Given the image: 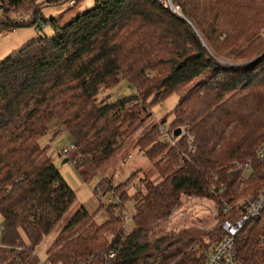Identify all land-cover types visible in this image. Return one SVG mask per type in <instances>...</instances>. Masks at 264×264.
<instances>
[{"label":"trees","instance_id":"1","mask_svg":"<svg viewBox=\"0 0 264 264\" xmlns=\"http://www.w3.org/2000/svg\"><path fill=\"white\" fill-rule=\"evenodd\" d=\"M174 1L183 19L155 0H93L62 26L49 20L50 37L0 62V264H104L101 254L108 249L115 250L108 264H200L203 251L193 247L202 235L197 228L153 241L150 232L181 196L230 203L258 194L264 182V153L256 157L264 148V32L235 51L230 63L219 56L261 22L264 8H251L249 23L241 8L253 0ZM40 9L36 0H0V32L34 24ZM28 13L31 19L22 23L9 20ZM209 21L234 29L239 21L236 36L212 38L205 32ZM206 74L170 111L168 131L184 133L171 147L156 137L154 125L134 143L159 181L142 180L140 189L125 195L133 204L132 229L119 231L121 204L105 207L102 225L79 206L37 259L35 249L75 200L40 139L51 129L52 137L65 131L73 149L60 159L87 182L148 115L147 105ZM121 81L133 94L114 102L97 98ZM233 162L249 164V170H231ZM247 172L245 188L231 196ZM263 234L259 222L240 230L234 240L239 264H264V247L258 246Z\"/></svg>","mask_w":264,"mask_h":264},{"label":"rangeland","instance_id":"2","mask_svg":"<svg viewBox=\"0 0 264 264\" xmlns=\"http://www.w3.org/2000/svg\"><path fill=\"white\" fill-rule=\"evenodd\" d=\"M36 1L38 3H42L44 0ZM246 1L247 0H242V2L245 3ZM92 5L93 0H78L77 3L71 7H65L64 5L59 4H49L47 7L42 6L38 14V19L36 18L37 20L34 24L15 28L11 31L0 32V62L10 53L17 51L31 41L43 37H50L52 35V28L49 20L52 19L57 25L62 26L72 17L84 13L86 10L90 9ZM255 6L258 11H262L264 8V0L249 1L244 7L241 8V10L246 11L244 18L247 19L249 23L253 21L251 8ZM42 18L46 22H43L41 20ZM223 20L224 21L222 23L227 20L226 17H224ZM259 21L261 22L248 29L245 33L246 35L241 37V39L235 43V45L231 48V52L228 53V51H220L219 58L224 64L230 63V61H232L231 57L233 53L235 51H239L241 46H245L253 38L263 34L264 14L263 17L259 19ZM237 22V27L234 29L232 27H218L209 21L205 32L208 34L211 33L212 38H216L218 41H223L227 39V36H236L239 21ZM39 23H41L42 29L37 27ZM205 76H207V74L200 76L188 84L178 94H171L161 102L152 106L147 105L146 109L148 115L146 117H143L142 115L141 121L135 123V129H133L123 139L114 154L87 182H84L79 178L78 174L69 165V163H63V159H58L57 156H55V151L63 148L66 149L71 144V138L65 131L58 132L55 137H52L50 133H52L54 129H51L49 133L40 139L41 145L48 146L47 155L52 159L59 174L73 191L75 200L74 203L63 214L53 230L44 239H42L41 243L35 249V253L38 257L37 259L42 260L43 250L49 245L59 229L66 223V221L79 206L83 207L89 213L91 222H93L95 225H102L107 222L108 219L105 207L111 204H121L117 216L119 218L118 220L120 221L119 231L121 234L125 235L132 229V221L130 220V216L133 212V204L128 200L127 197H125V195L127 194L128 196H131L135 189H140L142 180L153 183L159 181V177L156 173V170L153 168L152 163H150L144 156L141 155V153L137 151V148L134 147V143L145 130H148L153 125L156 127V134L158 135L156 137H159V127L161 125L159 122L163 118H165V121L162 124V127H164L165 131H168V125L170 124L171 119L170 111L172 108L186 94L199 85ZM131 94H133V90L128 87L124 81H121L113 88L106 90L102 89L98 93L97 98L102 99L107 97L106 99L108 102H114L119 97L129 96ZM69 152H67L65 155H67ZM238 172L241 173L240 170H238ZM248 173L249 172L239 175V179L232 191L235 193L231 196H235L245 188ZM99 182L101 183L98 185ZM103 182L105 185H103ZM106 184L109 186L108 189L105 188ZM95 186L98 187L103 193V197L101 199H98L94 193ZM111 191L117 198L116 201L112 200L110 197ZM248 197L240 198L235 202L229 203L225 202L223 199H215V201H212L205 198L181 196L179 205L172 211L166 220L159 223L150 232L148 240L153 241L154 238H157L161 236V234L165 233L168 234L170 232H178L184 229L197 228L202 233V235H200L197 243L194 244L193 247H197L198 249L204 251L208 244L213 243L219 238L218 227L220 221L223 218L229 216V214L222 213L221 205L224 203L234 208L235 206H238L243 199ZM262 236L264 237V234ZM111 238V234L105 236V239L108 242L111 240ZM106 252L101 254L104 264L109 263L105 260Z\"/></svg>","mask_w":264,"mask_h":264},{"label":"built area","instance_id":"3","mask_svg":"<svg viewBox=\"0 0 264 264\" xmlns=\"http://www.w3.org/2000/svg\"><path fill=\"white\" fill-rule=\"evenodd\" d=\"M78 0H44L40 4L41 7H47L49 4L56 5H64L65 7H71L77 3ZM156 4L163 10L170 12L171 14L183 19L180 8L178 4L174 0H155ZM30 13L24 15H15L9 18L10 21H14L17 23H22L23 21L30 20ZM39 29H42V25L37 26ZM181 134H184L181 130ZM159 136L160 139L167 143L169 147L174 144V140L171 137L169 131H165L164 127L160 125L159 127ZM73 149V145L70 144L66 149H60L55 151V156L57 158H62L65 154ZM264 153V148H259L256 152V157L260 158ZM234 170L247 171L249 170V164H237L235 162L230 164ZM94 193L98 199L103 197L102 191L95 186ZM110 197L112 200H117L114 196V193L110 192ZM111 200V201H112ZM110 201V202H111ZM221 210L223 214H229L228 217L223 218L220 221L218 230H219V238L211 243L208 246V249L203 251V257L200 264H239L235 257L234 252V240L236 235L240 232V230L248 223V222H264V182L259 190L258 194L255 197H248L243 199L238 206L234 208L222 204ZM1 231V227H0ZM259 247H264V237L261 235L258 241ZM193 249L190 248L189 251ZM115 257V250L109 249L106 252L105 260L110 262ZM39 264H45L43 262H39Z\"/></svg>","mask_w":264,"mask_h":264},{"label":"water","instance_id":"4","mask_svg":"<svg viewBox=\"0 0 264 264\" xmlns=\"http://www.w3.org/2000/svg\"><path fill=\"white\" fill-rule=\"evenodd\" d=\"M180 134H181V130H180L179 128H175V129H173L172 132H171V137H172L173 139H175V138H177ZM65 162H66V160L63 159V163H65Z\"/></svg>","mask_w":264,"mask_h":264}]
</instances>
